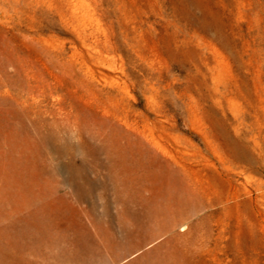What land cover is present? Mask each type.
I'll list each match as a JSON object with an SVG mask.
<instances>
[{"label":"rangeland","instance_id":"374dc122","mask_svg":"<svg viewBox=\"0 0 264 264\" xmlns=\"http://www.w3.org/2000/svg\"><path fill=\"white\" fill-rule=\"evenodd\" d=\"M2 81L0 264H264V0H0Z\"/></svg>","mask_w":264,"mask_h":264},{"label":"bare ground","instance_id":"6f19581e","mask_svg":"<svg viewBox=\"0 0 264 264\" xmlns=\"http://www.w3.org/2000/svg\"><path fill=\"white\" fill-rule=\"evenodd\" d=\"M9 87L0 82V205L12 214L22 207L31 208L35 201L33 143L24 144L22 132L26 129L33 135L36 126L28 124L25 113L11 101L18 103L20 98L9 95Z\"/></svg>","mask_w":264,"mask_h":264}]
</instances>
